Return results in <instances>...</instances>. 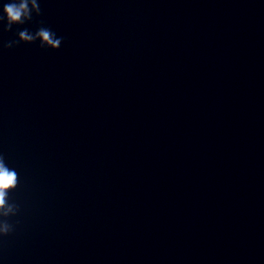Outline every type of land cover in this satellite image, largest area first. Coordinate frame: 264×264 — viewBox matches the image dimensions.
I'll return each mask as SVG.
<instances>
[{
  "label": "clouds",
  "instance_id": "obj_1",
  "mask_svg": "<svg viewBox=\"0 0 264 264\" xmlns=\"http://www.w3.org/2000/svg\"><path fill=\"white\" fill-rule=\"evenodd\" d=\"M33 14L41 15V8L38 0H9L2 8L0 14V24H3V31L8 32L13 26L24 25L33 19ZM18 39L6 42L3 47L11 49L20 43L33 44L39 41V47L42 49L58 50L61 47L63 37H57L56 33L50 28L41 26L35 31L30 32L27 28L19 30L16 33ZM17 184V174L9 169L2 157H0V211L7 216L13 212V207L7 205V193L14 189ZM0 231H9V225L6 223L0 226Z\"/></svg>",
  "mask_w": 264,
  "mask_h": 264
}]
</instances>
